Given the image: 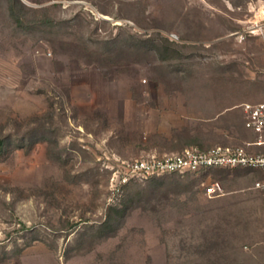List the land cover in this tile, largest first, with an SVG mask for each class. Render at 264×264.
<instances>
[{
  "label": "rangeland",
  "instance_id": "rangeland-1",
  "mask_svg": "<svg viewBox=\"0 0 264 264\" xmlns=\"http://www.w3.org/2000/svg\"><path fill=\"white\" fill-rule=\"evenodd\" d=\"M255 22L264 29V0H0V264H264L256 200L223 207L203 186L246 188L249 169L163 175L113 195L109 166L173 145L147 134L173 124L200 148L254 139L238 129L242 102L211 116L234 104L221 84L264 98L241 41ZM171 33L180 53L143 49ZM249 48L259 63L264 44ZM151 101L167 108L147 112Z\"/></svg>",
  "mask_w": 264,
  "mask_h": 264
},
{
  "label": "built area",
  "instance_id": "built-area-1",
  "mask_svg": "<svg viewBox=\"0 0 264 264\" xmlns=\"http://www.w3.org/2000/svg\"><path fill=\"white\" fill-rule=\"evenodd\" d=\"M255 25L252 31L262 29L258 23L255 22ZM170 36L177 39L173 33ZM242 37L244 38L243 34ZM243 109L245 126L255 136L254 139H246L241 145H215L209 148L192 145L168 154L150 153L131 158L113 156V162L109 164L112 170L110 186L113 195H120L123 186L132 180H144L170 173H202L215 167H246L263 172V177L255 182L254 187L261 189L264 196V100L244 102ZM254 148L260 151L252 152ZM203 186L209 197L224 193V187L219 180L203 183Z\"/></svg>",
  "mask_w": 264,
  "mask_h": 264
},
{
  "label": "crops",
  "instance_id": "crops-1",
  "mask_svg": "<svg viewBox=\"0 0 264 264\" xmlns=\"http://www.w3.org/2000/svg\"><path fill=\"white\" fill-rule=\"evenodd\" d=\"M255 27H256L255 24L254 25H245L240 29V31H245V32L247 31L246 37H244V41L243 40H241V41L243 42V45H244L245 54L249 57L247 59V62L251 63L247 67L248 72L250 73V75L247 74V78H249V79H252L256 72H261V71L264 72V52L262 53V58L260 59L259 63L253 64L252 63L253 59H251L252 58L251 56L254 55L256 57V54H257L256 52L251 51V49L249 48V45H251V42H254V43L258 42L259 44H262V45L264 44V29H261V30L256 29V31H252ZM259 32H261V33H259ZM161 82L163 84V81H161ZM165 84H167V83H165ZM171 84L172 85L174 84L175 86L180 85V84L172 83V81H171ZM207 85H210V87H218L219 83L212 82V83H208ZM252 85H253L252 82L248 81L247 86H249L248 87L249 89H247V92H250ZM221 87L222 88H221L220 93L222 94V100L225 102H233L234 104H230V105L226 104V106H224L223 110H219L216 113V115L211 116V117H215V116L218 117L219 115L225 114V111H228L232 108L231 105H236L237 103H240V102H242V109H243V103L244 102H250L248 100H252V98L244 97V96L231 98L229 96L231 93V86L229 83L221 84ZM150 91H151V89H150ZM150 91H148L149 94H151ZM262 100H264V98H262L258 101H262ZM258 101H256V102H258ZM151 103H152V106H150V108L147 109V112L153 110L154 108H158V109H164V108L166 109L167 108V106H163V107L158 106L155 102H152V101H151ZM172 107L175 110L176 109L182 110V107L180 106V104H179V106H176V104H173ZM168 110L172 111L173 109L168 108ZM243 114H244V122H242L240 124V126H238V129L242 130L243 134L247 133L246 135H254L255 136V134L245 126L244 109H243ZM143 121H144V119H143ZM144 122H146V120ZM165 124H166V122H165ZM168 124H169V122H168ZM159 125L161 126V123ZM162 125H163V121H162ZM144 126H147V124ZM143 131L145 132L146 130H143ZM179 132H182V127L178 128L176 124L172 125V128L169 132H166L163 129L155 130L152 133L148 132L147 133L148 136H150V135H161L162 137H164L166 142H171L173 145L167 144V145L160 146V145L154 144V145H147V147H143L140 149L143 151L149 152V154L150 153L168 154V153L179 152V149L184 147L183 145L177 143L178 141H180V139L182 137V135H180L181 137L177 138V133H179ZM144 137L147 138V136H145V135H144ZM197 141L198 140H192L189 144L191 145L193 143H199ZM189 144L187 143V144H185V146H187ZM138 151H140V150L138 149ZM232 169H235V171L237 173L239 172V174H240V172H244L243 169H246V168L245 167H235ZM247 169H249V171L246 173H251V175H249L251 177L248 176V179H246L248 181L246 184V188H243V189L242 188H229V189L224 188L223 194H221L219 196L209 197V198L214 199L217 204H219V202H220V204H222L223 207L234 206L236 204H244L242 206V208H244V209L247 208L246 206H248V205L251 206L250 204H252V202L254 200H256L257 205L259 206L257 208H258V211L260 214V220H261L260 223H258V226H256V230L258 232L260 241L264 245V212H263L264 196H263V192L261 189L254 187V184L258 180V178L260 179L263 177V172L260 169H251V168H247ZM244 189H246L247 193H248V195L245 197V199H242V197L236 198L235 197L236 194L241 192V191H244ZM239 196H241V195L239 194ZM238 206H240V205H238Z\"/></svg>",
  "mask_w": 264,
  "mask_h": 264
},
{
  "label": "trees",
  "instance_id": "trees-1",
  "mask_svg": "<svg viewBox=\"0 0 264 264\" xmlns=\"http://www.w3.org/2000/svg\"><path fill=\"white\" fill-rule=\"evenodd\" d=\"M146 41L147 42H144V45H142L143 49L145 51H149V52H150V50H155L156 52H158V54L159 53L161 54L163 59H166V58L170 57L173 54H178V53L181 52L180 49L177 48V46H178L177 43H176L177 41L175 42L173 39H171L168 36H164V35L163 36L158 35L157 37L149 36V37H147ZM183 134L185 135L184 137H183ZM180 135H182V137ZM178 137L179 138L181 137L180 141H182V139H184V138H185L184 140H186L188 138L187 132L184 133V131H182V132L177 133V138ZM180 141H178V144H181V145L184 146V147L181 148L182 150L185 147H187V146H185V144H187V143L189 144L191 142L190 140H188V142H186V143L185 142L181 143ZM188 146H192V145L189 144ZM4 147H5V139L0 138V152H2ZM171 174H176V173H170V174H165V175H171ZM160 176H163V175H160ZM160 176H154V177H151V178H148V179H144V180H132V181L128 182L127 184H125L123 186L122 193H124L126 191V188L131 183L144 182V181H147L149 179H152V178H155V177H160ZM113 209H114V207H113Z\"/></svg>",
  "mask_w": 264,
  "mask_h": 264
}]
</instances>
